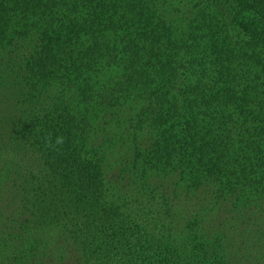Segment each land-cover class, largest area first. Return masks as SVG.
<instances>
[{
    "label": "trees",
    "instance_id": "obj_1",
    "mask_svg": "<svg viewBox=\"0 0 264 264\" xmlns=\"http://www.w3.org/2000/svg\"><path fill=\"white\" fill-rule=\"evenodd\" d=\"M4 148L0 264H264V0H0Z\"/></svg>",
    "mask_w": 264,
    "mask_h": 264
},
{
    "label": "rangeland",
    "instance_id": "obj_2",
    "mask_svg": "<svg viewBox=\"0 0 264 264\" xmlns=\"http://www.w3.org/2000/svg\"><path fill=\"white\" fill-rule=\"evenodd\" d=\"M20 151H17V153L15 154L14 151H12L10 148H4V150L0 152V213H4V211L8 209L9 204H15L14 202L11 203L12 195L14 197H18L17 192H15L16 189L11 186L13 185V175L18 176V173H20L22 169H31L33 165L31 158L29 156L27 158L23 157V154L21 153L22 151ZM111 154L112 153L109 154V158H111L109 162L110 167L107 170L109 172L108 177L113 180L115 162L113 161L114 157ZM10 173L11 175L10 177H8V174ZM4 176H6V178ZM125 184L126 182L123 180L120 182L117 193L114 192L111 195L112 200L115 198V196L117 198L118 195H124V190L126 191ZM123 186L124 188H122ZM126 196L116 201L124 200ZM53 234L54 232L50 231L46 232V234L38 233L36 236L37 238L41 239V242L43 243L46 240L47 242H50L49 239L51 238V236H53Z\"/></svg>",
    "mask_w": 264,
    "mask_h": 264
}]
</instances>
